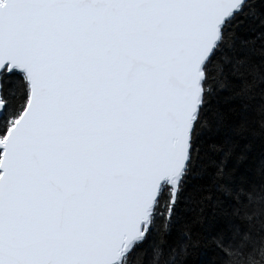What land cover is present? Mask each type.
<instances>
[{"label":"snow or ice","instance_id":"snow-or-ice-1","mask_svg":"<svg viewBox=\"0 0 264 264\" xmlns=\"http://www.w3.org/2000/svg\"><path fill=\"white\" fill-rule=\"evenodd\" d=\"M0 264H264V0H0Z\"/></svg>","mask_w":264,"mask_h":264}]
</instances>
